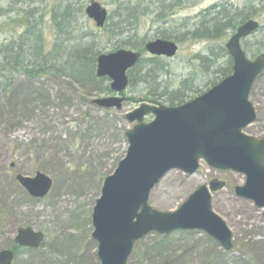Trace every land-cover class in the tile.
Returning a JSON list of instances; mask_svg holds the SVG:
<instances>
[{"label": "rangeland", "instance_id": "obj_1", "mask_svg": "<svg viewBox=\"0 0 264 264\" xmlns=\"http://www.w3.org/2000/svg\"><path fill=\"white\" fill-rule=\"evenodd\" d=\"M93 1L105 8L108 15L116 9L113 0H72L80 8ZM142 1L148 6L152 0ZM179 1L181 5L168 11L161 20L157 19V9L152 6L135 26L126 27L121 36L109 34L107 26L104 30L97 29L85 15L78 16L77 30L94 40L101 54L114 53L118 48L137 51L122 45L127 36L134 35L133 41L143 39L145 43L161 38V33L172 36L174 40H169L175 42L178 52L170 60L156 58L160 71L155 80L151 78V84L158 87V91L166 89L171 93L188 81L192 92H187L184 100L191 101L210 89L211 82L223 79L216 72L227 67L228 58L222 57L220 51L234 30H226L212 41L180 35L196 27L200 19L208 15L204 11L214 5L222 4L231 13L254 12L251 19L258 22L260 30L241 43L248 58L253 60L264 52V47L257 50L258 45L264 46V3L263 0ZM53 2L34 0L17 4L15 0H0V47L26 34L27 24L22 17L34 15L35 10L38 12L29 22L34 31L42 32L45 51H49L55 34L49 15ZM110 24L108 21V26ZM84 41L89 39L86 37ZM210 51L216 57L211 58V63L201 62L200 57L209 55ZM142 57L145 64L140 69L145 73L153 68L151 60L154 59L145 53ZM17 74L14 88L0 101V250L14 247L19 228H31L44 234L41 246L37 250H19L13 264H100L97 243L91 239L92 209L101 196L104 180L112 175L124 156L126 145L121 132L131 128L124 116L145 103L143 98L151 86L138 84L136 74L134 80L138 82L124 93L126 100L131 98L136 103L124 102L119 112L109 111L108 114L96 109L99 112L92 113L97 116L98 126L92 127L77 123V119H82L80 114L88 111L84 101L94 89L87 88L82 94L77 88L68 97L67 84L47 78L30 80ZM75 94L78 96L74 97ZM62 96H66L65 101ZM91 96L98 98L96 94ZM249 97L256 108L257 121L244 133L259 139L264 137V74L254 83ZM159 104L167 106L164 99ZM151 120L152 117H147L144 122ZM37 172L49 177L53 186L46 198L34 200L15 178L16 175L33 178ZM211 180L226 183L223 190L213 194L211 205L212 212L222 218L232 233V250L226 252L203 232L178 231L168 236L150 233L136 242L127 264H264L263 210L233 194L235 187L245 183L242 175L216 173L204 163L194 175L169 171L151 191L148 205L161 213L174 212L191 193L208 186Z\"/></svg>", "mask_w": 264, "mask_h": 264}, {"label": "water", "instance_id": "obj_2", "mask_svg": "<svg viewBox=\"0 0 264 264\" xmlns=\"http://www.w3.org/2000/svg\"><path fill=\"white\" fill-rule=\"evenodd\" d=\"M96 27L102 28L107 12L96 2L85 10ZM258 23L248 21L237 29L226 44L232 58V73L193 101L179 107H156L142 104L126 116L135 123L125 135L129 145L125 158L102 184L101 196L92 211L93 234L100 264H126L134 244L149 233L168 236L181 231L204 232L227 252L232 250V233L225 222L212 212L211 193L224 187L210 182L189 195L174 212L161 213L148 206L149 194L169 171L185 175L197 172L200 161L216 172L241 174L244 185L235 187L236 198L252 201L263 209L264 217V138L243 134L256 118L249 94L256 79L264 72V54L254 61L247 59L240 40L254 33ZM177 48L164 40L148 42L145 49L153 56L173 57ZM139 54L119 50L97 57V77L109 78L116 96L99 98L93 104L102 109L122 107L118 95L128 86L127 72L138 63ZM154 116L143 123L146 116ZM20 187L35 199L49 195L53 181L43 173L33 177L16 176ZM14 243L38 249L43 234L31 228L18 229ZM11 250L0 251V264H12Z\"/></svg>", "mask_w": 264, "mask_h": 264}, {"label": "trees", "instance_id": "obj_3", "mask_svg": "<svg viewBox=\"0 0 264 264\" xmlns=\"http://www.w3.org/2000/svg\"><path fill=\"white\" fill-rule=\"evenodd\" d=\"M19 3H29L34 0H16ZM54 6L51 7L49 15L52 23L53 30L55 32L53 38V44L49 47V51H45V43L42 37V32H36L30 23L32 16L36 15L38 11L25 14L23 22L27 25L26 34L21 36L17 41L13 40L8 45L0 47V101L6 97L7 91L14 88V83L18 77L17 73L26 76L27 79H51L56 80L59 83L67 84L66 91L67 96L72 91L81 89V93L84 94L88 89H94L91 91L88 98L84 101V105L88 108L86 113L80 114L82 119L78 120L79 124H86L89 126H98L96 122L97 116L92 112H99L91 104L93 99L91 96L96 94L99 96H108L110 94L108 79H99L96 77V58L100 52L96 49V42L89 38L86 34L82 35L80 30H77L78 16L83 17V8L79 7V4H74L72 0H53ZM116 3L115 11L109 15L110 26L106 25L109 34L115 36H121L123 30L126 27L135 26L140 16H144L148 13L149 9L155 7L157 9V19L161 20L168 11L179 7L182 1L170 0L163 2L161 0H152L148 6H145V2L142 0H136L135 2L129 0H113ZM264 3V0H263ZM193 29L185 31L186 33L180 35V37H189L192 40H205L212 41L218 39L223 35L226 30H235L243 22L251 19L254 16L253 13H247L243 11L231 13L224 5L212 7ZM20 21V19H19ZM89 41H84L85 38ZM176 37L177 40L180 38ZM161 38L165 40L172 39V36H167L165 33H161ZM135 36H128L127 41L122 43L123 46H128L136 49L139 52H144L143 46L145 41L135 40ZM261 45V44H260ZM258 45L257 50L260 51L264 46ZM210 51L209 55L200 57L201 62L211 63V58L214 52ZM221 56L227 57L226 66L224 70H217L216 74H221L224 78L230 74L232 69V60L225 52V49H221ZM216 57V56H215ZM199 59V57H198ZM156 60L154 63L153 61ZM151 60L152 67L149 71L143 73L142 65L145 61L142 59L139 64L129 73V85L132 87L135 85L134 77L138 74L139 83H144L147 86H151L147 89V96H145L144 102L152 103L154 105H160V100L164 99L167 105L171 108L183 105L185 103V95L187 92H192L189 82L184 81L176 90L171 93L166 89L158 91V87H152L151 78L155 80L156 75L160 69L158 67V59ZM215 63V59L212 61V67ZM207 69V68H206ZM222 80V79H221ZM216 82H211V86H214ZM78 88V89H77ZM79 93V91H78ZM72 94V93H71ZM77 94L74 95L76 97ZM78 96V95H77ZM66 96H62V100L65 101ZM92 98V99H91ZM70 100H68L69 102ZM127 102H135L133 99H128ZM108 114V112H107ZM109 115H107L108 117ZM124 131L121 132V136L124 137ZM123 157V156H122ZM17 252L18 248L13 247Z\"/></svg>", "mask_w": 264, "mask_h": 264}]
</instances>
